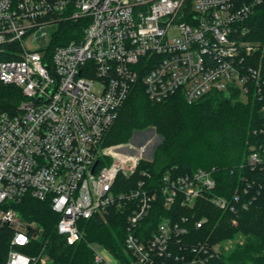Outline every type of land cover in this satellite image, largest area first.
Returning <instances> with one entry per match:
<instances>
[{"label":"built area","instance_id":"built-area-1","mask_svg":"<svg viewBox=\"0 0 264 264\" xmlns=\"http://www.w3.org/2000/svg\"><path fill=\"white\" fill-rule=\"evenodd\" d=\"M262 5L264 0H0V81L25 96L17 112L0 114V230L12 235L5 264L46 262L45 245L39 255L22 249L45 231L19 208L29 197L49 201L57 232L69 244L82 239L81 220L127 213L125 255L92 242L94 264H227L221 242L193 240L189 216L145 222L159 197L172 212L179 202L192 208L216 187L213 171H168L159 187L140 179L119 190L120 175L131 177L141 161L153 158L144 155L145 144L137 151L105 139L139 79L156 102L180 94L193 103L212 91L245 102L264 99V74L252 63L260 44L248 38V21ZM62 22L76 23L72 38L52 46ZM249 164L264 165V145L252 147ZM142 174L151 177L148 170ZM211 201L234 212L237 202L245 209L251 203L238 192ZM207 221L194 220V226Z\"/></svg>","mask_w":264,"mask_h":264},{"label":"trees","instance_id":"trees-1","mask_svg":"<svg viewBox=\"0 0 264 264\" xmlns=\"http://www.w3.org/2000/svg\"><path fill=\"white\" fill-rule=\"evenodd\" d=\"M248 22L251 26L248 38L260 44L252 63L261 66L264 74V5ZM74 26V22H62L58 31L60 35L55 36L52 46L68 42ZM23 99L25 96L19 87L0 81V114L17 112ZM263 107L264 99L251 96L245 102L237 94L228 96L218 91H212L193 103L187 102L180 94L156 102L149 98L139 79L108 131L105 143L127 142L136 130L150 125L155 126L164 139L152 161H141L131 177H118V189L129 190L140 179H145L149 188L159 187L168 171L181 175L198 168L212 170L216 187L200 197L192 208L181 206L179 202L172 212L163 208L159 197L145 222L155 224L161 215L172 213L175 218L189 216L193 240L209 238L230 244L223 256L227 264H264V165L253 167L249 164L252 147L264 145ZM144 169L151 173L150 178L143 176ZM245 188H248L247 192ZM236 192L240 193L242 200H251L248 208L237 202L234 212L211 201L213 195L233 199ZM19 208L25 218L36 220L45 228L40 241L33 247L22 248L30 255H39L41 247H47L49 260L45 263L38 260L34 264H94L92 242L105 245L115 256L125 255L127 213H111L106 219L94 216L81 220L83 237L69 244L57 232L58 215L49 201L29 197ZM203 217L208 221L202 228H196L194 220ZM234 219L237 224L233 223ZM11 236L9 230H0V264H5Z\"/></svg>","mask_w":264,"mask_h":264},{"label":"rangeland","instance_id":"rangeland-1","mask_svg":"<svg viewBox=\"0 0 264 264\" xmlns=\"http://www.w3.org/2000/svg\"><path fill=\"white\" fill-rule=\"evenodd\" d=\"M52 32L53 30L51 29L50 35L41 40V44L43 45V47H47L48 44H50ZM28 44L31 47H34V44L32 42L28 41ZM163 139H164L163 135L157 130V128L153 125H150L144 129L136 130L133 133V136L131 137V139L124 143L132 146L137 151H140V145L145 144L146 148H145L144 155L147 158H150V157L153 158L157 147L163 142ZM103 162L105 164H109L110 158H104ZM233 223L237 224L238 222L237 220L234 219ZM222 244L225 247H227V250L230 248V244H227V243H222ZM42 257L46 261L49 260V257L47 254L43 255Z\"/></svg>","mask_w":264,"mask_h":264},{"label":"snow or ice","instance_id":"snow-or-ice-1","mask_svg":"<svg viewBox=\"0 0 264 264\" xmlns=\"http://www.w3.org/2000/svg\"><path fill=\"white\" fill-rule=\"evenodd\" d=\"M20 239H21V241H23L24 238L23 237H20Z\"/></svg>","mask_w":264,"mask_h":264},{"label":"water","instance_id":"water-1","mask_svg":"<svg viewBox=\"0 0 264 264\" xmlns=\"http://www.w3.org/2000/svg\"><path fill=\"white\" fill-rule=\"evenodd\" d=\"M227 95H228V96H230V94H229V93H227Z\"/></svg>","mask_w":264,"mask_h":264}]
</instances>
